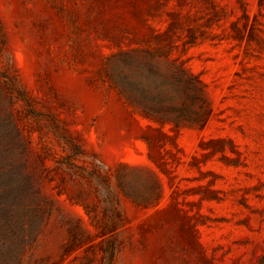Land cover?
Segmentation results:
<instances>
[{
	"label": "rangeland",
	"instance_id": "1",
	"mask_svg": "<svg viewBox=\"0 0 264 264\" xmlns=\"http://www.w3.org/2000/svg\"><path fill=\"white\" fill-rule=\"evenodd\" d=\"M0 264H264V0H0Z\"/></svg>",
	"mask_w": 264,
	"mask_h": 264
},
{
	"label": "trees",
	"instance_id": "2",
	"mask_svg": "<svg viewBox=\"0 0 264 264\" xmlns=\"http://www.w3.org/2000/svg\"><path fill=\"white\" fill-rule=\"evenodd\" d=\"M9 133L5 129H0V161L12 151L13 146L8 139Z\"/></svg>",
	"mask_w": 264,
	"mask_h": 264
}]
</instances>
